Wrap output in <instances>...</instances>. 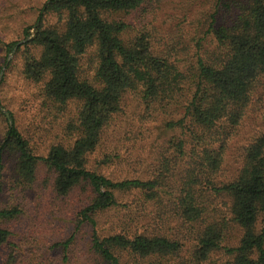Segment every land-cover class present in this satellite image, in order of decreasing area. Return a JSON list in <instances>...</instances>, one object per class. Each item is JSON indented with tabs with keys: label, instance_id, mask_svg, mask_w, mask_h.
Returning <instances> with one entry per match:
<instances>
[{
	"label": "trees",
	"instance_id": "1",
	"mask_svg": "<svg viewBox=\"0 0 264 264\" xmlns=\"http://www.w3.org/2000/svg\"><path fill=\"white\" fill-rule=\"evenodd\" d=\"M174 1L46 0L22 39L5 44L8 56L20 58L24 79L39 85L50 117L75 115L62 141L38 156L16 115L2 113L8 125L0 192L11 155L18 186H33L43 164L58 196L78 189L87 195L79 227L96 228L98 214L123 208L127 215L113 234L94 230L91 248L100 264H212L216 254L227 258L224 264H264V131L244 148L238 173L221 178L229 141L264 77V0H182L179 26L194 17L200 36L192 65L183 64L180 43L157 42L155 22ZM130 100L143 121L160 125L152 132L162 152L149 179L117 181L92 168L91 159ZM261 109L264 118V102ZM150 131L130 133L145 141ZM99 157L101 164L122 159L118 148ZM134 193L137 209L120 203L119 194ZM20 214L18 207L0 208V249L9 244L6 225ZM232 228L240 237L226 245Z\"/></svg>",
	"mask_w": 264,
	"mask_h": 264
},
{
	"label": "rangeland",
	"instance_id": "2",
	"mask_svg": "<svg viewBox=\"0 0 264 264\" xmlns=\"http://www.w3.org/2000/svg\"><path fill=\"white\" fill-rule=\"evenodd\" d=\"M45 1L0 0V143L8 125L2 113L13 112L18 126L31 138L38 156H46L48 144L62 141V130L75 112H67L59 119L58 116L50 117V112L54 111L48 112L43 105L39 85L24 79L20 58L8 56L5 44L22 39L23 29L34 25L38 10ZM181 1L175 0L162 8V16L155 22L157 42L166 38L170 43H180L182 51L179 56L184 60L183 64L192 65L196 60V41L200 36L195 28L194 17L190 18L191 23L179 26L183 15L179 6ZM172 37L175 39L172 40ZM204 45L206 48L212 47L209 43ZM133 101H129L128 112L109 128L106 143L91 159L92 168L100 169L104 175L117 181L132 176L149 179L155 160L162 152L157 141L159 139L152 132H159L160 125L151 120L143 121L142 112H136ZM263 102L264 77L235 136L229 141L226 164L221 172L222 179L229 180L238 173L244 148L264 131L261 109ZM141 127L151 130L152 138H146L145 141L134 140L130 132ZM116 148L122 156L121 161L101 164L102 157L99 154ZM3 165L0 208L18 207L21 214L6 225L11 235L9 244L0 249V264L8 261L10 264H100L91 248L94 230L101 236L113 234L120 228L127 212L118 208L100 213L96 217V228L89 225L79 227L78 214L87 202V195L83 191L78 189L68 197L58 196L54 191V176L43 164L38 167L33 186L23 188L15 182L14 156H5ZM118 198L122 205L130 204L137 209V205L132 204L133 200L139 198L137 193L119 194ZM154 207L148 205L146 211L152 212ZM166 228L170 231L175 225L171 223ZM239 237L238 229L232 228L225 244L233 245ZM70 239L71 243L65 248L63 244ZM226 260V257L216 254L212 264H224Z\"/></svg>",
	"mask_w": 264,
	"mask_h": 264
}]
</instances>
